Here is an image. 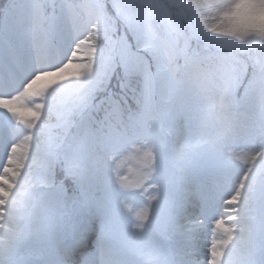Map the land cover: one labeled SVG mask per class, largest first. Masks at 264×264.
Listing matches in <instances>:
<instances>
[{
    "label": "snow or ice",
    "instance_id": "snow-or-ice-1",
    "mask_svg": "<svg viewBox=\"0 0 264 264\" xmlns=\"http://www.w3.org/2000/svg\"><path fill=\"white\" fill-rule=\"evenodd\" d=\"M0 264H264V0H0Z\"/></svg>",
    "mask_w": 264,
    "mask_h": 264
}]
</instances>
